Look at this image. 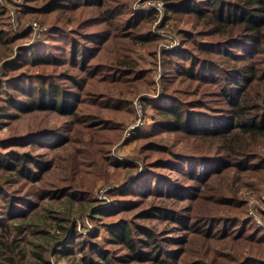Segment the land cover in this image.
I'll return each instance as SVG.
<instances>
[{
  "label": "trees",
  "instance_id": "1",
  "mask_svg": "<svg viewBox=\"0 0 264 264\" xmlns=\"http://www.w3.org/2000/svg\"><path fill=\"white\" fill-rule=\"evenodd\" d=\"M169 1L182 46L165 52L161 94L143 98L154 124L133 137L142 170L111 190L108 210L97 207L98 183L140 165L111 149L129 95L151 79L140 58L155 54L153 13L134 12L131 0H24L20 17L50 35L12 57L21 36L3 27L0 6V130L22 114L45 118L0 136V264H223L207 229L214 212L241 225L240 187L264 186V0ZM86 219L94 232L84 234ZM167 219L197 223L193 238H166L176 226L157 223ZM253 242L264 243V230ZM251 263L264 258L231 264Z\"/></svg>",
  "mask_w": 264,
  "mask_h": 264
},
{
  "label": "rangeland",
  "instance_id": "2",
  "mask_svg": "<svg viewBox=\"0 0 264 264\" xmlns=\"http://www.w3.org/2000/svg\"><path fill=\"white\" fill-rule=\"evenodd\" d=\"M163 2L165 3V9L163 14L158 13L153 8H159ZM169 0H131V7L134 12L139 14H147L149 12L153 13L152 22L150 23V30L153 35L157 37V43L155 46V54L150 55L147 52L144 53L143 57L140 58V66L146 70L151 71V79L149 82H146L145 86L141 87V90L135 94H130V106L129 109L123 110L121 114V120L124 121V129L121 137L118 142H116L112 146L111 154L113 157L122 162L128 161H138L139 166L134 169V171L129 174L126 172L124 175L120 176L113 185H108L103 181H100L94 190V198L97 200V207L108 210L111 208L113 204V192L117 189H124L126 184H128L133 177H135L140 170H142V162L141 159L136 155L133 156L135 149L138 147L137 140H134V134L130 137L128 141L123 140V136L127 127L132 123L138 120L137 110H136V102H140L143 105V124L140 127H145L147 130H151L153 128V119L152 112L145 107L143 98L148 95V97L157 98L162 91V77L164 72V55L165 52H171L173 50H177L182 46L181 37L179 34L173 29L174 28V20L166 19V11L167 6L170 5ZM24 4V0H0V6L4 10V18L5 23L3 25L4 28L8 29L12 34H16L21 36L18 44L14 46L13 56H16L20 47H31L32 45L43 41L50 35L49 28L46 24L41 23L38 20H26L23 16L20 17V10L22 9ZM12 10V11H11ZM162 10V8H161ZM106 26H100L98 30H104ZM103 32V31H99ZM105 32V30H104ZM141 51H147L146 47H143ZM11 59V58H10ZM2 63H0V77L2 73ZM161 73V77L158 73ZM44 115L41 114H22L15 122H13L12 126L8 124H2L0 130V136L6 137L10 133L14 134H23L29 128L34 127L37 122L40 120H44ZM51 122L54 120H58L59 118L50 116L49 118ZM13 129H11V128ZM137 128V129H138ZM136 129V130H137ZM135 130V131H136ZM165 141L170 140V136L163 135ZM179 147L181 145H178ZM182 149L185 147L181 146ZM136 156V157H135ZM131 175V176H130ZM253 181H246L244 185H242L239 191V197L246 203L244 206V210L246 214L243 215L241 212L237 211V214L241 215L244 220L241 225H237L236 222H230L227 220L228 216H230V212H222L224 210L223 207H218L220 210L215 217L211 220L207 229L213 233L216 238H219V241H216L219 245V251L221 252V256L216 255L217 262H221L223 264H231L233 259L243 255V256H261L264 258V243L256 244L253 242V235L258 232L260 229L264 230V186L260 185L258 187L257 184L249 185ZM254 183V182H253ZM115 189V190H114ZM111 190L113 191L112 193ZM135 209V208H134ZM224 219L223 221H221ZM87 229L83 230L84 234L94 232L95 226L91 223L90 220H84ZM197 223H192L189 228H180L178 223L171 219H167L162 223L158 222V228H167L170 226H176L175 229H168L166 233L167 237H175L181 235H188L191 239L193 236V230L196 228ZM82 231V227L80 223L77 227ZM235 233V234H234ZM107 230L104 228L100 229L99 238L105 236ZM228 235L226 240H221L222 235ZM234 234V235H233ZM193 238V237H192ZM215 238V239H216ZM241 238V239H240ZM215 239H211L209 242L212 243ZM197 246L204 247L203 242H201ZM225 254L228 256L227 258L223 256ZM195 259H200L196 258ZM31 264H39L35 263V260L30 261ZM253 264V263H251Z\"/></svg>",
  "mask_w": 264,
  "mask_h": 264
},
{
  "label": "built area",
  "instance_id": "3",
  "mask_svg": "<svg viewBox=\"0 0 264 264\" xmlns=\"http://www.w3.org/2000/svg\"><path fill=\"white\" fill-rule=\"evenodd\" d=\"M165 3L163 2V4L159 7V8H153L155 9L158 13L160 14H163V11L165 9ZM162 8V10H161ZM12 11V10H11ZM159 76L161 77V73L159 72L158 73ZM136 110H137V117H138V120L136 122H132L126 129L125 131V134L123 136V140H126L128 141L130 139V137L132 136V134H134L135 130L141 126L143 124V115H144V112H143V105L140 102H136Z\"/></svg>",
  "mask_w": 264,
  "mask_h": 264
}]
</instances>
